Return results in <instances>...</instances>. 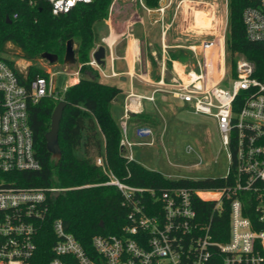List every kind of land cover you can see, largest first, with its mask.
<instances>
[{
    "label": "built area",
    "instance_id": "1",
    "mask_svg": "<svg viewBox=\"0 0 264 264\" xmlns=\"http://www.w3.org/2000/svg\"><path fill=\"white\" fill-rule=\"evenodd\" d=\"M20 1L32 7L40 2ZM91 1L49 3L52 13L59 15L79 2ZM136 1L146 11L161 14L176 4L175 17L186 1L213 8L218 5V0H165L152 9L145 0ZM117 2L113 0L109 18ZM17 17L14 13L13 18ZM242 18L247 38L264 42V0H249ZM102 42L113 63L117 56L110 38ZM222 57L217 65L219 76L209 72L203 51V60L196 58L198 70L187 69L186 79L175 74L166 80L163 74L149 95L130 91L120 126L125 156L135 160L133 146L155 145V138L152 129L146 127L138 132L139 140H131L128 120L131 113L143 111L144 100L155 101L157 93L181 101L197 115L214 119L228 156L226 174L214 178H223L224 185L211 189L174 185L159 192L121 180L99 156L96 164L109 176L102 184L115 185L121 192L123 204L129 208L127 223L119 234L95 235L89 251L65 230L61 218L55 219L49 264H264V81L255 76L254 63L245 57L237 60L235 74L228 69L225 36ZM90 64L108 76L93 56ZM223 81L229 85H222ZM45 96L63 100L53 87L52 76H37L26 85L13 66L0 57V264H34L39 231L47 221V198L68 189L19 182V172L41 168L28 105ZM144 135L151 139H143ZM186 151L198 156L195 166L203 165V157L192 145ZM200 200L213 202L211 212L199 211ZM226 216L228 225L224 228L221 220Z\"/></svg>",
    "mask_w": 264,
    "mask_h": 264
},
{
    "label": "trees",
    "instance_id": "2",
    "mask_svg": "<svg viewBox=\"0 0 264 264\" xmlns=\"http://www.w3.org/2000/svg\"><path fill=\"white\" fill-rule=\"evenodd\" d=\"M160 1L145 0V3L149 8L156 9ZM112 2H79L69 12L54 15L49 0H40L34 7L20 0H0V57L13 66L22 82L29 85L37 76L49 78L50 72L39 64L44 59L42 54H57L56 64L64 63L66 45L71 39L76 55L71 63L74 70L81 74L77 82L61 92L67 105L60 124L62 157L59 160L48 151L46 139L59 100L45 96L28 105L29 123L41 168L19 172V182L68 188L47 198V221L39 231L34 264H49L55 240L51 225L57 218L63 220L65 230L89 251L93 248L95 235L122 232L129 208L123 204V196L115 185L102 184L109 180V176L96 164L99 156L105 159L107 169L121 180L159 192L174 185L201 189L224 185V179L220 177L170 179L161 171L125 156L121 144L122 129L113 114L122 88L101 80L99 71L90 64L92 52L101 44L99 30L109 18ZM248 3L249 0H228L227 64L235 74L237 60L245 57L254 63L255 76L264 81V42L250 41L243 23V10ZM14 13H18L17 18H13ZM7 17L12 22H7ZM9 43L20 50L16 57L32 62L27 68H20L15 60L2 55L11 51L7 47ZM191 54L186 49L177 48L172 50L171 56L183 60L192 58ZM131 123L139 129L160 124L145 110L131 116L128 125ZM212 207L213 202L205 200H200L197 205L200 212H211ZM221 222L227 228V216Z\"/></svg>",
    "mask_w": 264,
    "mask_h": 264
},
{
    "label": "rangeland",
    "instance_id": "3",
    "mask_svg": "<svg viewBox=\"0 0 264 264\" xmlns=\"http://www.w3.org/2000/svg\"><path fill=\"white\" fill-rule=\"evenodd\" d=\"M162 1L164 2L165 0H161L160 4ZM141 8L136 0H118L113 9V13L119 18L126 19L136 15L137 11L141 12ZM175 13L176 4L170 7L167 12L169 21L172 22L175 19L171 23V38L173 39L178 35H182V32H184V39L171 41V44L183 45V47L178 48L192 52V58L183 60L179 58L174 59L171 54L172 50H176L177 47H163L161 42H157L153 46L155 52H150V58L152 64H154V68L157 72H160L161 63L164 62L168 77L175 75V61L181 64L187 63L188 70H198L196 58L202 61L203 51H205L209 69L211 66V44L209 42L218 41L221 36L226 37L227 34V1L218 0V5H215V8L203 3L196 4L193 1H186L180 8L177 17H175ZM143 15L147 17V12L144 9ZM204 23H212L213 26L207 30V27L201 26ZM203 28L206 29L202 30ZM101 30L107 33L106 26L102 27ZM201 30L202 32H200ZM7 47L11 51L8 54L4 53L2 55L15 60L20 68L25 69L32 63L26 59L16 57V53L20 50L15 49L10 43ZM39 64L46 70L48 67L51 69L50 74L53 77V87L58 92L64 91L74 80L75 70L71 62L56 64L50 63L44 58L39 61ZM227 67L230 69L229 64ZM115 80L116 78L113 81ZM222 85L228 86L229 83L223 81ZM170 101L171 103L168 109L161 106V111L166 119L164 124L167 126V133L164 136L163 142H156L155 145L133 146L132 152L135 160L148 168L161 171L170 179H178L180 176L214 177L225 175L228 170V156L221 143L215 120L206 115L193 113L191 108L179 100L171 98ZM120 115H122V112L116 110L117 122L119 124L121 122ZM188 145H192L203 157V165L198 167L194 165L199 161V158L195 153H188L186 151Z\"/></svg>",
    "mask_w": 264,
    "mask_h": 264
},
{
    "label": "crops",
    "instance_id": "4",
    "mask_svg": "<svg viewBox=\"0 0 264 264\" xmlns=\"http://www.w3.org/2000/svg\"><path fill=\"white\" fill-rule=\"evenodd\" d=\"M165 2L166 1H162L161 4ZM169 9L170 7L166 8L163 14L155 10L148 12L144 9L147 12V17H145L143 15V8H141V12L137 11L136 15L126 19L119 18L113 13L112 16L107 19L106 24L100 27V45H106V43H103L102 40L105 37H109L117 56L112 63L109 58V52L106 50V65L103 67L108 76H103L99 72L101 80L122 88V93L116 99L113 108V114L116 120V110H120L122 112L120 119L124 115V107L127 95L130 91L149 95L154 88L155 82H157L163 74L166 80L171 78L166 75L164 62L161 63L160 72H157L150 58V52H155L153 46L157 42H161L163 47L168 48L183 47L181 44H171V41L183 40L184 32H182V35H178L173 39L171 38L172 22L169 21V16H167ZM105 26L107 27V33L101 30V28ZM201 26L207 27L208 30L212 28L213 24L204 23L201 24ZM204 29L206 28H203L202 30ZM202 30L200 32H202ZM209 43L211 46L215 45V47L218 45L217 41ZM175 63L174 74H179L181 77L186 79L188 76L186 75L188 64H181L177 61H175ZM208 70L210 72V68ZM47 71L51 72V69L48 67ZM113 71H115L117 75L113 76ZM74 75V80L70 84L77 82L80 78V73L78 71H74ZM115 78L116 80L113 81ZM157 95L155 96V101H143V110L153 115L159 121V126H143L140 128H151L155 138V143L159 141L163 142L164 136L167 133V126L164 124L166 119L165 115L161 111V106L168 109V106L171 103L170 96H165L161 93H157ZM128 129L129 138L131 140L137 141L140 139L138 135L140 129L137 125L131 123L128 125ZM143 139H151V136L144 135Z\"/></svg>",
    "mask_w": 264,
    "mask_h": 264
},
{
    "label": "water",
    "instance_id": "5",
    "mask_svg": "<svg viewBox=\"0 0 264 264\" xmlns=\"http://www.w3.org/2000/svg\"><path fill=\"white\" fill-rule=\"evenodd\" d=\"M7 22H12L10 17H7ZM96 62L102 66L106 65V47L105 45H99L92 54ZM42 57L47 59L50 63H56L58 61V55L50 52H45ZM76 59L74 41L71 39L67 42L66 53H65V63L74 62ZM67 105L65 100H60L56 105L54 112L52 114L51 129L46 134L47 139V149L52 154L54 158L59 160L62 157V149L60 146L59 133L60 124L63 117L64 109ZM136 113H131L134 116Z\"/></svg>",
    "mask_w": 264,
    "mask_h": 264
},
{
    "label": "bare ground",
    "instance_id": "6",
    "mask_svg": "<svg viewBox=\"0 0 264 264\" xmlns=\"http://www.w3.org/2000/svg\"><path fill=\"white\" fill-rule=\"evenodd\" d=\"M111 40V39H110ZM218 45L215 47V45H212L210 47V62H211V67H210V72L212 74H215L219 76V73L221 72L218 68L217 65L222 60V55H223V37L221 36L220 39L217 41ZM221 52V55H220ZM223 71V69H222Z\"/></svg>",
    "mask_w": 264,
    "mask_h": 264
}]
</instances>
